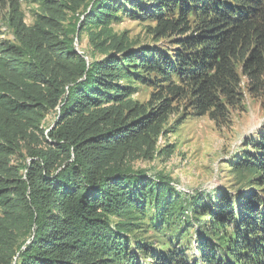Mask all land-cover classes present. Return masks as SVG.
Returning <instances> with one entry per match:
<instances>
[{"label": "trees", "instance_id": "trees-1", "mask_svg": "<svg viewBox=\"0 0 264 264\" xmlns=\"http://www.w3.org/2000/svg\"><path fill=\"white\" fill-rule=\"evenodd\" d=\"M31 2L0 38V264H264V125L210 203L135 165L189 113L227 124L242 78L264 108V0Z\"/></svg>", "mask_w": 264, "mask_h": 264}, {"label": "rangeland", "instance_id": "rangeland-1", "mask_svg": "<svg viewBox=\"0 0 264 264\" xmlns=\"http://www.w3.org/2000/svg\"><path fill=\"white\" fill-rule=\"evenodd\" d=\"M10 1L0 0V38L4 39L13 38L7 21ZM20 3L26 22L33 24L32 10L36 4L31 0H20ZM116 29L129 30L134 37H147L142 25L128 18L123 19ZM77 46H80L81 50L88 49L87 37H83ZM246 82L247 80L242 78L243 101L240 107L231 110L227 124L217 125L208 115L196 116L189 113L176 131L161 140V143L175 146V152L169 160L157 158L153 161H138L135 165L149 170L150 173L162 172L169 175L183 195L201 193L208 203L214 200L217 192L237 193V188L240 187L237 182L245 180L248 183L253 175L240 172L237 178L230 165L238 154L248 147L245 142L255 138L264 125L262 98L251 95L246 88ZM149 93V90H142L137 93L136 98L146 101L149 99ZM54 120L55 114L52 113L46 119L45 127L53 124ZM190 230L188 235L192 242L193 235L190 234L194 229ZM191 246L193 250L188 253L194 254L195 244L192 242Z\"/></svg>", "mask_w": 264, "mask_h": 264}]
</instances>
